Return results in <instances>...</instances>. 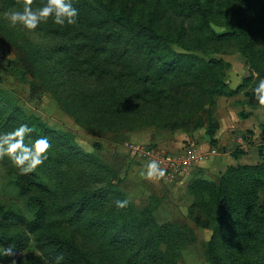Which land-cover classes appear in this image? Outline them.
<instances>
[{"label":"rangeland","instance_id":"obj_1","mask_svg":"<svg viewBox=\"0 0 264 264\" xmlns=\"http://www.w3.org/2000/svg\"><path fill=\"white\" fill-rule=\"evenodd\" d=\"M209 1L212 25L218 30L226 28L230 21L219 8L228 1ZM170 2L115 0L114 3L131 10L135 17L153 14L161 30L172 37L182 36L188 48L178 41L174 49L194 54L200 60L220 61L214 68L226 85L222 92L213 95L215 142L206 133L210 96L205 95L201 85L182 83L168 74L152 83L145 82L143 74L140 79L141 71L136 65L139 54L129 34L109 22L98 20L92 24L95 16H101L97 11L89 10L90 18L78 17L74 24L57 25L49 17L34 30L10 26L0 16V77L26 114L40 118L49 131L70 133L87 152L115 168L122 179V188L136 207L153 204L159 222L171 221L194 229V240L180 249L179 264H209L204 249L211 230L200 226L189 214L195 199L190 183L196 177L216 181L231 164L261 160L264 107L253 92L259 79L233 41L207 39L193 27L198 22L197 15L177 14L171 10ZM22 3L23 0H0V13L8 8L22 10ZM42 3L44 0H32L33 7ZM250 23L260 45L264 36V0L251 8ZM140 52L141 57L144 54L153 57L148 62L157 65L158 59L155 54L149 55L148 48L144 46ZM12 59L16 62L12 63ZM27 66L36 70L37 75L25 72ZM128 67L133 68L134 75ZM103 70L109 73L115 70L116 75L102 73ZM32 81L38 83L34 90ZM201 84L209 85L206 81ZM146 90L151 92L150 99L143 93ZM202 121L204 125H198ZM188 149L198 156L191 167L174 179L156 174L174 182L139 175L141 167L152 159L141 150L156 156H184ZM236 149L244 152L235 156ZM21 177L11 158L0 154V212L11 209L32 219L35 208L28 204L29 194L23 193L17 184ZM51 230L65 238H75L90 250L99 243L94 235L72 221H53ZM38 256L39 252L31 247L18 252L13 264Z\"/></svg>","mask_w":264,"mask_h":264},{"label":"trees","instance_id":"obj_2","mask_svg":"<svg viewBox=\"0 0 264 264\" xmlns=\"http://www.w3.org/2000/svg\"><path fill=\"white\" fill-rule=\"evenodd\" d=\"M169 1L173 12L197 15L198 22L193 27L207 39L232 40L256 78L264 77V36L257 45L250 23V10L261 0H227L221 4L219 11L230 21L222 30L216 29L210 21L209 0ZM114 2L73 0L79 18H90L89 10L97 11L101 16H95L97 19L93 18L92 24L98 20L109 22L129 34L139 54L136 65L141 71V74L138 72L140 79L144 75L145 82L152 83L168 74L182 83L201 85L205 95L210 96L206 133L215 142L217 120L213 115V95L222 92L226 85L214 68L220 61L200 60L194 54L174 49L178 41L188 48L182 36L172 37L161 30L153 14L147 18L135 17L131 10L127 11L123 5L118 7ZM140 46L148 48L149 55L155 54L159 60L157 65L148 62L154 59L148 54L140 56L143 49ZM128 69L134 75L133 68ZM24 71L37 75L29 66ZM114 71L103 70L102 73L115 76ZM30 85L32 90L38 87L36 81ZM143 93L151 98L150 91ZM140 95L135 96L140 99ZM40 121L25 113L0 77V134L26 124L31 131L24 134L25 144H32L37 137H46L49 141L42 153L46 154L43 161L17 180L20 190L29 194L28 204L35 208V216L29 219L11 209L0 212V264L15 263L18 252L31 247L39 256L19 264H179L180 249L194 240V229L186 224L159 222L153 204L136 207L122 188V179L115 168L87 152L70 133L49 131ZM242 152L244 150L236 149L233 155ZM190 190L195 193L190 216L200 226L211 230L204 249L209 264H264V151L258 162L229 165L216 181L196 177L190 183ZM118 198H127L128 204L117 207ZM56 220L77 223L99 243L90 250L75 238L68 239L53 232L51 226ZM9 248L11 252H6Z\"/></svg>","mask_w":264,"mask_h":264},{"label":"clouds","instance_id":"obj_3","mask_svg":"<svg viewBox=\"0 0 264 264\" xmlns=\"http://www.w3.org/2000/svg\"><path fill=\"white\" fill-rule=\"evenodd\" d=\"M10 26H21L28 30H34L41 22L51 17L57 25L74 24L78 18V8L74 6L73 0H44L39 7H33L32 0H23L22 10L20 8H8L0 13ZM255 99L264 105V77H261L253 86ZM31 129L26 124H21L14 130L0 134V154H7L21 173L33 170L40 164L45 155V149L49 146L46 137H37L32 144L24 143L25 132ZM159 161L148 160L140 169L139 175L151 178L154 175H163L164 169L159 166ZM117 207L122 208L128 204V199H116ZM11 252V249H5Z\"/></svg>","mask_w":264,"mask_h":264},{"label":"built area","instance_id":"obj_4","mask_svg":"<svg viewBox=\"0 0 264 264\" xmlns=\"http://www.w3.org/2000/svg\"><path fill=\"white\" fill-rule=\"evenodd\" d=\"M137 149H140V145L137 146ZM141 151L144 155H147V156L149 155L150 158L159 161L160 162L159 166L165 170L162 176L169 178V179H174L177 175L181 173L182 170H185L191 167L194 159L198 158V156L191 149H188L187 153L184 156H180V155H175V156L158 155L156 156L150 153L149 151L148 152H145L143 150Z\"/></svg>","mask_w":264,"mask_h":264},{"label":"crops","instance_id":"obj_5","mask_svg":"<svg viewBox=\"0 0 264 264\" xmlns=\"http://www.w3.org/2000/svg\"><path fill=\"white\" fill-rule=\"evenodd\" d=\"M151 178L154 179V180H156V181H159V182H165V183H172V182H174L173 180H168V179H165V178H159L157 175H154Z\"/></svg>","mask_w":264,"mask_h":264}]
</instances>
